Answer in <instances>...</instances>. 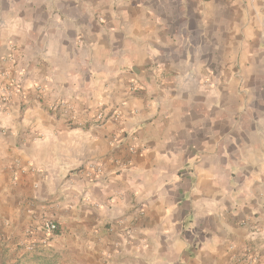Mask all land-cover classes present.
Here are the masks:
<instances>
[{
	"label": "crops",
	"instance_id": "obj_1",
	"mask_svg": "<svg viewBox=\"0 0 264 264\" xmlns=\"http://www.w3.org/2000/svg\"><path fill=\"white\" fill-rule=\"evenodd\" d=\"M5 92L0 264H264V0H0Z\"/></svg>",
	"mask_w": 264,
	"mask_h": 264
},
{
	"label": "built area",
	"instance_id": "obj_2",
	"mask_svg": "<svg viewBox=\"0 0 264 264\" xmlns=\"http://www.w3.org/2000/svg\"><path fill=\"white\" fill-rule=\"evenodd\" d=\"M0 100L2 103H7L8 100H9V94L8 93H3L1 96H0ZM59 107V106H57ZM117 112L115 110H113L110 115H107L105 114L103 111H100L96 116H95V121L97 123H102L104 122L106 119H111L113 121L117 120ZM91 169L93 170V172L95 174H100L101 173V168L99 166H92ZM44 230L47 234H52L53 232H55L56 230V225L55 224H52V223H46L44 225ZM257 261V258L252 256V259H251V263H255Z\"/></svg>",
	"mask_w": 264,
	"mask_h": 264
},
{
	"label": "trees",
	"instance_id": "obj_3",
	"mask_svg": "<svg viewBox=\"0 0 264 264\" xmlns=\"http://www.w3.org/2000/svg\"><path fill=\"white\" fill-rule=\"evenodd\" d=\"M56 231H57V230H56ZM56 231L54 232L55 235L58 234V232H56Z\"/></svg>",
	"mask_w": 264,
	"mask_h": 264
}]
</instances>
